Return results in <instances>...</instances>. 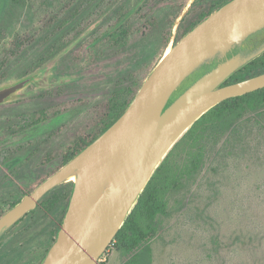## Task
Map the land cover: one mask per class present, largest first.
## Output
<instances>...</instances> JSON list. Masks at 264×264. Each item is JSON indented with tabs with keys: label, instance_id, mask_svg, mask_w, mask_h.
<instances>
[{
	"label": "rangeland",
	"instance_id": "374dc122",
	"mask_svg": "<svg viewBox=\"0 0 264 264\" xmlns=\"http://www.w3.org/2000/svg\"><path fill=\"white\" fill-rule=\"evenodd\" d=\"M191 1L0 0V68L4 44L26 38L0 70V87L40 74L0 105V202L33 191L65 155L100 135L116 92L122 102L138 90L167 48L220 0H195L177 24ZM124 13L122 45L106 33ZM56 41L67 45L34 69ZM255 136L251 147L225 165L219 158L217 171L207 167L191 191L170 200L174 214L161 218L152 264H264V128ZM48 225L45 219L32 234ZM123 263L113 246L99 259Z\"/></svg>",
	"mask_w": 264,
	"mask_h": 264
},
{
	"label": "water",
	"instance_id": "95a60500",
	"mask_svg": "<svg viewBox=\"0 0 264 264\" xmlns=\"http://www.w3.org/2000/svg\"><path fill=\"white\" fill-rule=\"evenodd\" d=\"M263 53L264 0H231L212 12L167 48L110 127L0 217V240L51 190L73 181L57 239L41 264H99L158 167L195 122L224 100L264 88V72L224 84ZM39 75L1 86L0 105Z\"/></svg>",
	"mask_w": 264,
	"mask_h": 264
},
{
	"label": "trees",
	"instance_id": "16d2710c",
	"mask_svg": "<svg viewBox=\"0 0 264 264\" xmlns=\"http://www.w3.org/2000/svg\"><path fill=\"white\" fill-rule=\"evenodd\" d=\"M230 1L214 2L209 10L202 13L199 19L188 27L184 35L205 20L212 12ZM11 2L16 3L19 0H11ZM127 13H124L117 24L106 33L117 44L124 43L125 37L128 35L126 23L120 25V21H123ZM53 24L50 23L51 26ZM60 41L62 40L60 39ZM25 43V37L17 36L9 44H4L6 48H3V53L6 57L1 61L0 70L7 64L10 57L13 58L21 54ZM66 45L60 44L59 41L53 42L36 59L34 69L50 62ZM262 72H264V53L236 71L224 84L240 81ZM138 90H135L128 98H124L122 102L119 98L120 92H116L110 100V119L101 133L124 113ZM32 122L36 121H30L27 125ZM263 128L264 88L224 100L196 121L158 167L138 203L111 244L124 256L123 264H152L151 242L161 229V218L174 214V210L170 207V200L175 196L191 191L207 167L217 171L219 158L222 157L225 160L222 164L225 165L232 158H236L240 153L239 151L251 147V140H255V135L260 134ZM98 136L83 141L75 150L65 155L61 165L56 170ZM72 187L73 183H65L56 187L41 200L40 204L46 209L52 205L56 206L54 201L58 202L57 206L60 205L61 198L65 195L69 197ZM58 193L62 196L58 197ZM55 195L58 197L57 200H55ZM183 205L180 207L182 208Z\"/></svg>",
	"mask_w": 264,
	"mask_h": 264
},
{
	"label": "flooded vegetation",
	"instance_id": "af4514ba",
	"mask_svg": "<svg viewBox=\"0 0 264 264\" xmlns=\"http://www.w3.org/2000/svg\"><path fill=\"white\" fill-rule=\"evenodd\" d=\"M67 183H73V187L69 197L65 195V197L61 198L62 201L60 200V205L57 206L58 202L54 201V205L56 206L52 205L49 209H46V207L39 203L35 210L22 218L0 240V264L3 262L4 264L42 263L48 250L57 239L70 203L74 182ZM28 193L30 192L19 191L14 193L15 196L13 197L7 196L2 198L0 202V217ZM59 196L61 197L62 195L58 193V197ZM58 197L55 195V200H57ZM45 219H49V225L42 228L38 234H32V230L40 225V223L42 224ZM38 239L40 240L37 241Z\"/></svg>",
	"mask_w": 264,
	"mask_h": 264
},
{
	"label": "bare ground",
	"instance_id": "6f19581e",
	"mask_svg": "<svg viewBox=\"0 0 264 264\" xmlns=\"http://www.w3.org/2000/svg\"><path fill=\"white\" fill-rule=\"evenodd\" d=\"M72 179H75V177H73Z\"/></svg>",
	"mask_w": 264,
	"mask_h": 264
}]
</instances>
